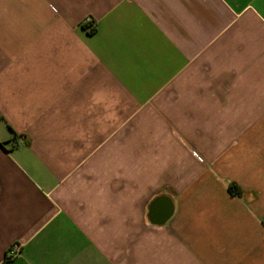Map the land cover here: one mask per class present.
Instances as JSON below:
<instances>
[{
	"label": "crops",
	"instance_id": "obj_1",
	"mask_svg": "<svg viewBox=\"0 0 264 264\" xmlns=\"http://www.w3.org/2000/svg\"><path fill=\"white\" fill-rule=\"evenodd\" d=\"M0 264H264V0H0Z\"/></svg>",
	"mask_w": 264,
	"mask_h": 264
},
{
	"label": "water",
	"instance_id": "obj_2",
	"mask_svg": "<svg viewBox=\"0 0 264 264\" xmlns=\"http://www.w3.org/2000/svg\"><path fill=\"white\" fill-rule=\"evenodd\" d=\"M174 211L172 201L167 197L155 199L150 206V219L153 223H165L170 219Z\"/></svg>",
	"mask_w": 264,
	"mask_h": 264
},
{
	"label": "trees",
	"instance_id": "obj_3",
	"mask_svg": "<svg viewBox=\"0 0 264 264\" xmlns=\"http://www.w3.org/2000/svg\"><path fill=\"white\" fill-rule=\"evenodd\" d=\"M96 30L95 26L90 29V32H94ZM229 190L234 193H238L237 189L233 184L229 185Z\"/></svg>",
	"mask_w": 264,
	"mask_h": 264
},
{
	"label": "built area",
	"instance_id": "obj_4",
	"mask_svg": "<svg viewBox=\"0 0 264 264\" xmlns=\"http://www.w3.org/2000/svg\"><path fill=\"white\" fill-rule=\"evenodd\" d=\"M194 154H195V153H194ZM195 155H196V157H197L199 160H201V158L198 157L197 154H195ZM18 248H19V245H18V244H14V245L12 246L11 250H10V253L15 252L16 250H18Z\"/></svg>",
	"mask_w": 264,
	"mask_h": 264
}]
</instances>
